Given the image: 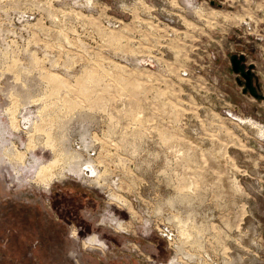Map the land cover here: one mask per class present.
<instances>
[{
    "label": "rangeland",
    "instance_id": "obj_1",
    "mask_svg": "<svg viewBox=\"0 0 264 264\" xmlns=\"http://www.w3.org/2000/svg\"><path fill=\"white\" fill-rule=\"evenodd\" d=\"M125 1L0 0V264H264V0Z\"/></svg>",
    "mask_w": 264,
    "mask_h": 264
},
{
    "label": "bare ground",
    "instance_id": "obj_2",
    "mask_svg": "<svg viewBox=\"0 0 264 264\" xmlns=\"http://www.w3.org/2000/svg\"><path fill=\"white\" fill-rule=\"evenodd\" d=\"M199 12H202V9ZM219 13L220 12H218V14H217L218 15V18L220 17L219 16ZM135 61L139 63L140 62V59L139 58H135ZM16 110H17V107L14 106V107L8 109V112L11 115L10 116L11 117V122H12V125H14L13 127H15L17 129L18 127L16 126V123H15V120H16ZM34 128H35L34 130H36V132H34L33 134L30 133L31 134V140H30L29 144L27 145V150L28 151L31 150V149H33L36 145H38L40 143V140L38 142V139H41L40 135L42 134L43 131H45V130L47 131L48 130L46 128V126H35ZM50 129L51 128H49V130ZM38 132H40V135H38ZM50 133H48V134H50ZM44 141H45V143L49 147L52 148V150L54 152V159L46 167L45 166L43 167L42 171L37 176V179H38L37 181H39V182L42 181L43 182V180H46L47 181V184H51L54 179H56V178H58L60 176V174L58 175V173L62 172L65 169V167L66 168L72 167V165H73L72 162L76 159V157L73 156V155H69L63 149V147L59 146L58 143L57 142H54L52 139L48 138V139H46ZM25 154H26L25 152H21V151L16 150L15 153H10L8 155H9V157H10L11 160L13 159V161H14V159H21V161H25V160H23V159H25V156H24ZM183 229H182V231H183Z\"/></svg>",
    "mask_w": 264,
    "mask_h": 264
},
{
    "label": "built area",
    "instance_id": "obj_3",
    "mask_svg": "<svg viewBox=\"0 0 264 264\" xmlns=\"http://www.w3.org/2000/svg\"><path fill=\"white\" fill-rule=\"evenodd\" d=\"M125 1V0H124ZM136 1H141V2H136ZM178 3V9L181 11V13H178L177 16L180 18V17H183V14L186 13V9L189 8L191 10H195L197 12V10H201L202 9V6L200 7V1L199 0H174ZM126 2V1H125ZM133 2L137 3V4H140L141 5V8H142V15H145L148 17L149 16H153L151 13H149L150 9L147 10L143 5H142V0H134ZM161 2H164V0H162ZM211 2V1H210ZM187 3V4H186ZM202 5V4H201ZM124 7L126 8V6L124 5ZM161 11L166 13V14H169V12L167 11V8L166 7H163L161 6ZM128 9V8H126ZM157 9V8H156ZM188 10V9H187ZM198 11V12H199ZM128 11L125 10V13H127ZM149 13V14H147ZM130 14V13H129ZM141 14H139L138 16L135 17L136 21L138 22L137 23V26L139 27V29L141 30L143 27H142V21L139 20V17H140ZM141 15V16H142ZM155 16V15H154ZM142 19V18H141ZM119 22H122V20H119ZM120 26V25H118ZM149 27V26H148ZM139 30H135L134 32V36L136 33H138ZM133 44L137 47V45L133 42ZM138 48V47H137ZM160 235L167 240V242L169 243V245H173L175 247H180V245H178V243H180V238H179V233H175V230L171 227V226H164L163 228L160 229ZM181 237V236H180ZM176 259L173 260L170 264H177L178 263V255L176 254Z\"/></svg>",
    "mask_w": 264,
    "mask_h": 264
},
{
    "label": "water",
    "instance_id": "obj_4",
    "mask_svg": "<svg viewBox=\"0 0 264 264\" xmlns=\"http://www.w3.org/2000/svg\"><path fill=\"white\" fill-rule=\"evenodd\" d=\"M212 4H214V1H211ZM246 57L244 54H233L231 56V64L233 71L241 75L245 79V83L242 86V80L238 78L239 84L243 88V93L247 94L250 93L253 97L256 99H263L264 95L260 94L256 85L254 84L253 77H254V64H250L248 68L246 69V63H245Z\"/></svg>",
    "mask_w": 264,
    "mask_h": 264
},
{
    "label": "flooded vegetation",
    "instance_id": "obj_5",
    "mask_svg": "<svg viewBox=\"0 0 264 264\" xmlns=\"http://www.w3.org/2000/svg\"><path fill=\"white\" fill-rule=\"evenodd\" d=\"M211 1H214V4H212V5H217V7H222V4H220V0H211ZM234 54H244L245 55V57H246V60H245V63H246V69L248 68V66L250 65V64H254L252 61H249V57H248V54L247 53H245V52H240V53H234ZM233 55V54H232ZM231 55V56H232ZM230 60H231V57H230ZM255 65V67H254V69H253V71H254V77H253V81H254V84L256 85V87H257V89H258V91H259V93L260 94H263L264 95V93L262 92V84H261V78H260V76H259V74H258V72H257V69H256V64H254ZM237 75V82H238V78H240L241 80H242V86L244 85V83H245V79L241 76V75H238V74H236ZM239 83V82H238ZM260 100H263V99H260ZM5 154V156H6V158H7V160L10 162V158H9V155L8 154H6V153H4ZM38 179H37V177L34 179V183H36V184H38L39 183V185H41V183L39 182V181H37ZM53 182V181H52ZM50 184H47L46 185V188H48V189H50Z\"/></svg>",
    "mask_w": 264,
    "mask_h": 264
}]
</instances>
